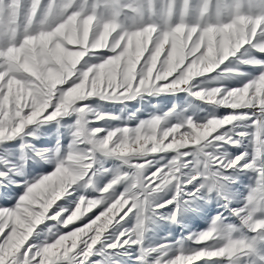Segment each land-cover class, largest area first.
Listing matches in <instances>:
<instances>
[{"label": "snow or ice", "instance_id": "obj_1", "mask_svg": "<svg viewBox=\"0 0 264 264\" xmlns=\"http://www.w3.org/2000/svg\"><path fill=\"white\" fill-rule=\"evenodd\" d=\"M176 17L178 22L173 23ZM100 51L112 55L82 65L86 56ZM257 53L264 54V0H0V141L15 137L37 120L51 121L70 113L80 117L66 161L28 187L14 209H0V264H90L98 254L97 245L105 252L141 245V232L151 213L177 198L181 204L184 196L195 199L202 188L209 193L222 189L231 179L225 173L236 168L257 173L244 206L232 210L241 225L218 215L209 230L188 237L202 247L181 248L168 260L163 252L154 264L213 260L236 264L257 253L258 246L264 249V59ZM233 57L258 68L260 74L239 88L192 92L206 103L233 110L223 117L211 114L202 122L188 117L164 126L169 112L135 128L90 129L86 117L92 109L78 103L90 97L124 102L142 93L191 92L194 78L213 73ZM95 115L97 121L117 118ZM169 137L171 142L165 143ZM249 137L251 160L247 152L232 158L224 150L225 145L237 147ZM189 142L195 146L181 151ZM169 150L176 155L162 165L164 155L148 158ZM97 151L121 158L135 169L118 173L103 192L122 181H128L127 191L105 197L104 210L83 227L42 247L29 244L37 226L46 219L59 220L67 211L49 216L53 205L78 181L95 174ZM140 160L146 163H134ZM154 165L160 166L146 171ZM189 168L185 179L182 170ZM174 182V200L153 209L152 195ZM101 203L102 199L81 196L63 223L72 224ZM117 213H123L119 219ZM132 215H137L135 227H124ZM102 217L106 219L98 224ZM114 224L122 230L115 239L106 237ZM245 229L253 235L244 234ZM140 251L137 260L152 264L149 257L157 249ZM255 264H264V255Z\"/></svg>", "mask_w": 264, "mask_h": 264}, {"label": "rangeland", "instance_id": "obj_2", "mask_svg": "<svg viewBox=\"0 0 264 264\" xmlns=\"http://www.w3.org/2000/svg\"><path fill=\"white\" fill-rule=\"evenodd\" d=\"M25 2L27 3V0H25ZM45 2H47V0H45ZM175 22H178V17L174 18L173 23ZM130 23L131 21H129V24ZM110 55H112L110 51L97 52L93 56H86L84 61H82V65L85 63L97 64L101 62L104 57ZM256 55L259 56V58L264 59V54L257 53ZM161 59H163V56ZM157 66L159 67V64ZM228 69H231L232 71H227ZM259 74L260 71L258 68L241 63L239 57H233L230 58L229 61H226L224 65H221L218 69L214 70L213 73L205 74L203 77L194 78L191 82L193 85L191 92L187 90H181L154 94L142 93L135 100L124 102L105 100L100 97H90L86 101L78 103H84L92 109V112L87 114L86 118L88 120H90V117L95 118L96 115L94 114H99L98 112L106 114L109 117H117L114 119L117 120V125H114L112 122L108 121H112L113 119L106 118L95 121L97 125L94 127V129L102 128L105 130H111L115 128H122L124 126L135 128L140 124L141 121L149 120L157 116L164 117L169 112H172V115L168 116L164 126H167V124L180 122L181 120L188 117H192L194 120L202 122L211 114H215L217 117H223L227 114H230L233 110L225 106H217L206 103L204 100L193 95L192 92L198 91L200 89H210L220 86H223L225 89L239 88ZM169 79H171V77ZM240 111L248 112L251 110L242 109ZM79 118V113H70L66 115L65 118L58 117L57 119L51 121L37 120L31 125H27L23 132L16 135L15 137H9L3 141H0V156H3L6 153L5 157L8 158L7 161H5L4 166H1L0 163V173L5 168V173L2 174L9 173L12 175V179L9 181L10 184L7 183L6 180H3L4 178L2 179L3 175H0V180H3L4 182H0V185L3 190H5L4 186L7 185V191L15 193L13 202L7 196L0 198V209H14L20 203L21 198L27 193L28 187L37 183L44 176L50 175L52 172H54L61 161H66L69 152L72 150V143L75 139L74 134L72 133L75 130L76 121ZM240 123L251 124V121H243ZM239 130L243 129H238V131ZM247 130L251 132L254 129L249 128ZM181 132H183V129H181ZM171 140L172 137H169L165 143H169ZM194 146L195 145L192 142H189L186 148L181 149V151H185L187 148ZM78 147L82 148L83 146ZM224 150L227 151L229 156L232 158L240 156L243 152H247L249 154L247 157L248 160H251L254 156V150L250 137L246 138L243 143L237 147L225 145ZM52 155L53 157L58 156L59 158H61L62 155L63 159H61V161H59L60 159H57L58 161H54ZM150 155L151 156L148 157L149 159H151L153 156L164 155V159L160 160V165H162L166 161L171 160L172 157L176 155V152L175 150H169L164 154L155 153ZM97 157H99L101 160L95 162L94 173L97 175V177H103L104 180H106L105 174L100 173L105 170L104 168L107 169L110 167V164H113V162L115 163L117 158L115 156H101L99 154H97ZM137 162L146 163L144 160ZM241 163H244V161H241ZM160 165H154L152 169H148L146 171L151 172L155 170V167ZM111 167H116V165H111ZM128 169L133 172L135 171V169ZM189 170H182L183 173L189 172L186 175V178L191 173V168H189ZM31 172L39 173L36 175L38 177L30 178L27 181V184L23 185V179L26 177H31ZM225 175L231 177V179L224 182V187L222 189L213 190L209 193L206 188H202L195 199H190L189 197L184 196L182 199L183 201H186L181 204L179 200L181 198H177L176 200L178 203L175 200V202L169 203L166 207H160L151 213L150 218L145 220V227L143 228L144 234L141 245L127 249L111 251L107 250L105 253L106 255L103 253V251H100L98 256L103 254L108 259L111 257L109 261L108 259L106 262L103 260L104 264H117L111 263V261L118 259L122 260L123 262L120 264H142V262L137 260V257L142 255L140 249L143 248L144 250H148L155 248L157 251L152 253L149 257V261L154 264L155 260L159 258L163 252L168 253L167 256L163 257L164 260H168L174 257L181 250V248L190 250L202 247V245L195 244L192 240L188 239V237L190 235L199 234L203 231L209 230L214 219L218 215H223L226 217V222L240 226L241 220L239 217L232 214V210L244 206L247 196L250 195L251 190L256 186L257 173L254 170H241L236 168L227 171ZM86 177L87 179L89 178V176ZM83 181L84 179L78 181L77 184L73 186V188L77 185H80L79 188H72L73 191H71V189L70 192L65 194L61 201L57 203L59 207L57 206V208H53L54 213H57L58 211L60 212L61 209H67V211L63 213L59 220L48 219L45 220L44 223L42 222L39 226H37L28 242L29 244L42 247L47 243L54 242L60 235L66 234L71 230H74L76 227H83L84 223L89 222L90 217L95 218V215H99L100 212L104 210L107 200H103V203L95 206L91 211L85 212V214L82 215L80 219L73 221L72 224L65 225L63 223V220L66 218V216L75 209L81 196L89 197V199L99 198V196H101L100 191L95 185L85 186V184L82 183ZM202 181V179L199 180V183H203ZM124 186L126 185H119V189L117 187L114 194H122L121 192L125 189ZM174 186L175 185H173V189L171 192H169L166 198L159 199L160 197H154L150 200V204L153 209H156L157 205L164 204L165 201L174 200L176 197L174 194H176L175 192L177 191L176 186ZM188 186V190H191L192 185ZM163 190H165V188H163L161 192L154 194L158 196V194L164 192ZM178 208L179 211H177ZM122 214L123 213H117L116 217L119 218ZM173 215L176 216L175 220L171 219ZM134 218L136 219L134 220ZM105 219V217H102L101 221H98V224L103 223ZM135 221L137 223V216L134 217L132 215V217H128V219L124 222V227H135ZM121 230V225L118 224V227L114 232V239ZM244 234L249 236L253 235L252 233L247 232L246 229L244 230ZM125 252L129 253V255H125ZM259 255H264V249H260L258 246L257 253L253 254L251 257L242 258L241 260L237 261L236 264H255ZM93 256V258H90L91 260L95 259L97 254ZM62 264H69V262L63 261ZM196 264H228V261H198Z\"/></svg>", "mask_w": 264, "mask_h": 264}, {"label": "bare ground", "instance_id": "obj_3", "mask_svg": "<svg viewBox=\"0 0 264 264\" xmlns=\"http://www.w3.org/2000/svg\"><path fill=\"white\" fill-rule=\"evenodd\" d=\"M117 101V100H116ZM115 106V105H114ZM125 106H127V105H125ZM124 106V107H125ZM99 114H103V113H100V112H98ZM96 114V113H95ZM94 114V115H95ZM63 118H65V116H62ZM96 118V117H95ZM95 118L94 117H90V124H89V126L88 127H90V128H93L94 129V127L97 125L96 124V122L95 121H97V120H95ZM120 119V118H119ZM109 122H112L114 125H117L118 124V122H117V120H112V121H110V120H108ZM43 122V121H42ZM46 122V121H45ZM48 122V121H47ZM108 122V123H109ZM61 124V123H60ZM76 125V127H75V130H74V132L72 133V134H74L75 133V131H76V128H77V124H75ZM117 127V126H116ZM101 135H104V133H100ZM66 136H68V135H66ZM74 138H75V136H74ZM28 142V141H27ZM34 145V144H33ZM36 147V146H35ZM29 148V147H28ZM49 148V147H48ZM33 149H34V147H33ZM44 149H46V148H44ZM36 150V149H35ZM28 153V152H27ZM97 154H99V155H105L104 153H102V152H99V151H97V153L95 154V162H97V161H100L101 159L99 158V157H97ZM155 154V153H154ZM5 155H6V153L3 155V156H0V163H1V166H4L5 165V161H7V157H5ZM28 155V154H27ZM57 156V155H56ZM151 156V155H150ZM10 157V156H9ZM27 157V156H26ZM52 157H53V155H52ZM55 157V156H54ZM53 157V160L54 161H58L57 159H60L59 161H61V159H63V156L61 155V158H59L58 156L57 157H55L54 158ZM117 159H116V161H115V163L113 162V164H110V167H108L107 169L106 168H104L105 170L104 171H102L100 174H105V176H106V180H104V178L103 177H97V175H91V176H89V180L87 179V177H85L84 178V181L82 182L83 184H85V186L86 185H95L96 187H97V189L100 191V195L101 196H99V199H102V200H106V199H104L105 197H109V196H111V195H113L114 193H115V191H116V188L118 187V189H119V185H123V184H125L126 186H124V191H122L121 193H124L125 191H127V189H128V187H129V183H128V181H122V182H120V183H118V184H116V185H114V187L112 188V189H110L109 190V192L108 193H104L103 192V189L109 184V183H111L112 182V180L116 177V175L118 174V173H123V172H129V173H131V172H133V171H130L128 168H129V166L128 165H126L124 162H123V160L121 159V158H118V157H116ZM67 159V158H66ZM12 160V159H11ZM11 160H9V161H11ZM26 160V159H25ZM16 161V160H15ZM15 163H17V162H15ZM134 163H137V161H134ZM143 163V162H142ZM9 165V164H8ZM105 165V164H104ZM111 165H116V167H111ZM4 170H5V168H4ZM4 170H2L1 171V173H5V171ZM129 170V171H128ZM189 170V169H188ZM186 171V170H185ZM190 171V170H189ZM189 172H184L183 174H184V178L186 179V175L188 174ZM12 174H13V172H12ZM39 173H32L31 172V177H26L25 179H23L24 181L22 182V184L23 185H26L27 184V181L30 179V178H32V177H38V176H36V175H38ZM12 177V175H10L9 173H6V174H3V176H2V179L3 180H6L7 181V183H9V181L12 179L11 178ZM3 180L1 181L0 180V182L2 183L3 182ZM88 180V181H87ZM203 182V181H202ZM4 183V182H3ZM123 183V184H122ZM10 184V183H9ZM173 185H175L176 186V183H173V184H170V185H168V186H166L165 187V190H163L164 192H162L161 194H158V196L156 195V194H153L152 195V197L150 198V200L151 199H153L154 197H160L159 199H163V198H166L167 196H168V194H169V192H171V190L173 189ZM190 185V184H189ZM80 186V185H79ZM79 186L77 185V186H75L73 189H77V188H79ZM174 186V187H175ZM5 187V190H3L2 188H1V185H0V198H2V197H9V199H11V201L13 202V197H15V193H13V192H9V191H7V185H5L4 186ZM11 187V186H10ZM188 185H187V189H188ZM16 188V187H15ZM71 188V189H72ZM121 188V187H120ZM70 189V190H71ZM73 189L71 190V191H73ZM176 189H177V187H176ZM123 190V189H122ZM190 190V189H189ZM118 191V190H117ZM15 192V191H14ZM161 192V191H160ZM176 193V192H175ZM17 195V194H16ZM175 196H176V194H174ZM172 196H173V194H172ZM63 198V197H62ZM61 198V199H62ZM157 198V199H158ZM61 199L59 200V201H61ZM156 199V198H155ZM180 200V199H179ZM59 201H57V203H59ZM159 201V200H158ZM184 201H186V200H184ZM16 202V201H15ZM176 202H177V200H176ZM189 202V201H188ZM55 204V205H53V208H57V206L59 207V205L58 204ZM178 203V202H177ZM158 204V203H157ZM189 204V203H188ZM51 209L50 210V212H49V216H51L52 214H54V209ZM56 213V212H55ZM57 213H59V211L57 212ZM171 213V212H170ZM162 215V214H161ZM176 215V214H175ZM134 217H136L137 215H133ZM160 216V215H159ZM132 217V216H131ZM167 217V216H166ZM116 219H119V218H117V217H115ZM136 218H134V220H135ZM46 220H48V219H46ZM51 220V219H50ZM44 223V222H43ZM114 223H115V220H114ZM135 223H136V221H135ZM155 226V225H154ZM117 227H118V224H115V225H113V227H109V231H108V233H106V237H111L112 239H114L113 237H114V232H115V230L117 229ZM145 227V226H144ZM120 232V231H119ZM143 234H144V232H143ZM153 236V235H152ZM149 239V238H148ZM153 242V241H152ZM95 252H97L98 254H97V256H95V259H93V260H91L90 261V264H91V262H97V261H99V262H103V260L106 262V260L108 259V258H106L103 254H101V256H98L99 255V252L100 251H103V253L105 254L106 252L104 251V249H102L101 248V246H99V245H97V249H95L94 250ZM111 251V250H110ZM172 251V250H171ZM118 253V252H117ZM172 254V253H171ZM106 255V254H105ZM173 255V254H172ZM107 256H109V255H107ZM94 257V256H93ZM92 257V258H93ZM99 257V258H98ZM110 257V256H109ZM111 258V257H110ZM168 258V257H167ZM113 259V258H112ZM116 259V258H115ZM114 260V259H113ZM124 260V259H123ZM108 261H109V259H108ZM130 261V260H129ZM125 262V261H124ZM111 263H117V264H120V263H123L122 262V260H120V259H118V260H115V261H111Z\"/></svg>", "mask_w": 264, "mask_h": 264}, {"label": "clouds", "instance_id": "obj_4", "mask_svg": "<svg viewBox=\"0 0 264 264\" xmlns=\"http://www.w3.org/2000/svg\"><path fill=\"white\" fill-rule=\"evenodd\" d=\"M141 217L143 216V212L140 213ZM143 237V232H141V238Z\"/></svg>", "mask_w": 264, "mask_h": 264}]
</instances>
